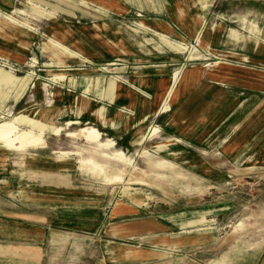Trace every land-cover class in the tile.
Returning a JSON list of instances; mask_svg holds the SVG:
<instances>
[{
  "label": "rangeland",
  "instance_id": "1",
  "mask_svg": "<svg viewBox=\"0 0 264 264\" xmlns=\"http://www.w3.org/2000/svg\"><path fill=\"white\" fill-rule=\"evenodd\" d=\"M12 1L0 4V24L28 38L0 30V72L10 78L0 81V123L18 127L0 138V264H259L264 83L231 72L252 81L264 73V0H177L201 18L193 35L167 0H115L116 11L81 0ZM151 19L169 24L165 44L138 25ZM53 24L77 30L99 60L56 65L76 54L61 43L67 48L54 51ZM220 27L263 53L216 44ZM47 41L53 47L43 51ZM100 77L107 88L116 83L112 98L77 87ZM140 79L148 95L133 87ZM82 102L101 106L100 119L78 113ZM42 121L59 134L46 131L45 147H31L41 130L31 123ZM87 126L97 142L68 135Z\"/></svg>",
  "mask_w": 264,
  "mask_h": 264
},
{
  "label": "crops",
  "instance_id": "2",
  "mask_svg": "<svg viewBox=\"0 0 264 264\" xmlns=\"http://www.w3.org/2000/svg\"><path fill=\"white\" fill-rule=\"evenodd\" d=\"M29 1H31V0H29ZM81 1H84V2L90 1V2L96 3L99 6H104L108 9H112L114 11L119 10V9L115 8L116 6L114 7V5L116 4L115 0H106L108 2L107 5L104 4L105 0H81ZM126 1L129 2L130 4H133V0H126ZM184 1L186 3H188L189 0H184ZM12 2H13L12 0H4L3 3H0V4L2 6H5L8 8L12 5ZM117 5L124 7V5L122 3L117 4ZM180 5H181V3L177 0H167L166 8L170 12L171 17L178 21L179 27L181 29H183L185 33H187L189 35H193L194 33H196V29H197L198 25L200 24L201 18L194 13H188ZM124 8L126 9V7H124ZM42 14L47 18L53 19L55 17L54 13H50V12L44 13V11H43ZM138 25L140 26V28H142L145 31H152L155 35L158 36L159 40L163 44H165L164 42H167L166 41L167 37H166L165 33H167V32L169 33L171 31V28H170L169 24L166 23L165 21H163L161 19H151V20H142V21L140 20ZM223 29L224 28L220 27L218 29L216 35H215L214 42L216 44H220V42H221L222 44L226 43L229 45L230 43H232L233 46H237L240 49H243L245 51H251V49L252 50L255 49V52L257 54L263 53V51L258 50V47H256L255 45L249 44L250 42L246 41L244 39V37L236 34L234 31H229L227 29L223 30ZM0 30H7L9 33H11L10 34L11 36L13 35L16 38L18 36L21 37L23 35L22 39L20 38L21 43L26 41V39L28 38L27 34L25 32H23L21 30H17L11 26H9V27L5 26L4 27L0 24ZM49 38H50L49 40L52 42L56 41L59 44L61 43L63 45H66L68 48L61 46V44H60V46L62 48H64V50H65V48H67L66 50H69L70 53H73V52L76 53V56L72 55V56H70V58H68V60H67L68 63L66 65H61V64H56V65L68 66L71 62H74V61H78L81 64H88V63L91 64V63H94V61L99 60V59L94 58V53H92L93 49L89 45V43L86 41V39L83 36H81V34L77 30H75L73 28L61 27V24H53L51 26V35L49 36ZM50 41L49 42L47 41V43L42 44V50L43 51L44 50L50 51L52 49L51 47H53V45L50 43ZM103 43H104V45H107L109 47H113L114 49H116V47L118 48L120 46L124 47V43L122 42L121 39H118V38H113V40L105 38L103 40ZM61 50H63V49H61ZM75 53H73V54H75ZM262 65H264L263 62H262ZM205 70L206 69H204V71ZM191 72H190L191 77L195 78L197 75L196 72L195 71L192 73ZM200 72L201 71L199 70L197 73L200 75ZM225 72H226V74H224L223 72L222 73L221 72H214V73H211V76L221 77L222 75L223 76L228 75L229 71H225ZM231 73H232L231 74L232 77L235 76L236 79L241 78L242 81L245 83H254V84H259V85L264 83V73L254 74L259 79L258 81H254V80L252 81L249 78L252 75V74L250 75V73H248L247 77H245L244 75L243 76H236L233 72H231ZM61 75H63V78H64V74H61ZM192 78H191V84H193V82H194V79H192ZM9 79L10 78L6 75V73L0 72V81L6 82ZM27 81L28 80L24 81V83L26 84ZM132 85H133V87L139 89L141 92L148 95L149 81L147 79L134 80ZM156 86L158 87V89L164 88L163 84L160 82H158L156 84ZM77 87L81 88V90H83V91H87L89 94H91L92 96H95L99 100L106 97L108 90H109V93L111 94V98L114 96V93L116 92V83L111 82L109 84V87L107 88L106 80L102 79L101 77L97 80L91 79L87 82H78ZM172 90H173V85L166 92V93H168V96ZM135 99L136 98H134V102H135ZM258 101L259 100L255 98V99H253L252 103H256ZM250 106H252V105L251 104L242 105L240 107L241 112L245 111ZM77 109H78L77 110L78 113L82 114V112H87L90 115H93L95 117L96 121L100 119L101 106H98L95 108V106L89 102H82V104H80L79 107H77ZM31 125L33 127L38 128L36 126V124H31ZM261 142H263V140ZM261 142H260V144H261ZM110 143H112V145H113V142H110ZM262 144H264V142ZM4 146H6V145L4 144ZM262 152L263 151L260 149V151H257V153L255 152V155L261 156ZM109 174L118 175L119 173H117L113 169H111V173H109ZM259 264H264V255L262 256V259H261Z\"/></svg>",
  "mask_w": 264,
  "mask_h": 264
},
{
  "label": "bare ground",
  "instance_id": "3",
  "mask_svg": "<svg viewBox=\"0 0 264 264\" xmlns=\"http://www.w3.org/2000/svg\"><path fill=\"white\" fill-rule=\"evenodd\" d=\"M56 47L54 49L55 50H58L56 48H59L61 47L59 45L58 42L56 41H53L52 42ZM61 49H63L61 47ZM64 50V49H63ZM60 51V50H59ZM63 52V51H62ZM74 53V52H73ZM71 53V54H73ZM76 54V53H75ZM54 55L55 56H58L55 52H54ZM62 55V54H61ZM3 79V78H2ZM72 123H75V122H72V121H69L66 123V125H70ZM32 124V123H31ZM36 124V123H35ZM38 128L41 126V130L39 133H37L35 135V140H33L30 144L31 147H45V141L43 139V135L45 134V132H49V133H52V134H55V135H58L59 134V129L52 123H46V122H40V124L36 125ZM18 129V127L16 126V124L12 121V120H9V121H4V122H1L0 123V138H7V137H10L14 132H16ZM28 134H31V131H27ZM69 136H72L74 138H81V137H84L88 140H92V141H98V137H99V132L94 129L93 127L91 126H87V127H83L81 128L77 133H69L68 134ZM112 145V143H106L104 144V147L107 146V147H110ZM106 148V147H105ZM119 156V158H121L122 156L120 155V153L117 155V157ZM118 159V158H117ZM121 160V159H120ZM123 160V159H122ZM190 222V221H189ZM195 222V221H194Z\"/></svg>",
  "mask_w": 264,
  "mask_h": 264
}]
</instances>
